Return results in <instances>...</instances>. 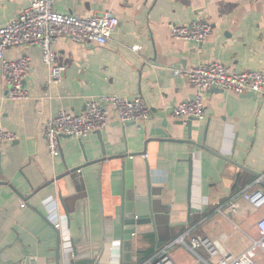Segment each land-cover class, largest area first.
Listing matches in <instances>:
<instances>
[{
    "label": "crops",
    "instance_id": "obj_1",
    "mask_svg": "<svg viewBox=\"0 0 264 264\" xmlns=\"http://www.w3.org/2000/svg\"><path fill=\"white\" fill-rule=\"evenodd\" d=\"M32 2L0 0V28ZM56 9L81 17L111 12L120 25L106 45H79L61 38L56 65L66 71L59 84H48L38 48L7 51L11 61L27 54L33 66L25 83L29 100L2 101L8 88L0 78V126L19 137L0 148V264H56L57 234L44 203L49 198L56 202L67 229L71 223V236L81 241L82 213L88 205L86 194L74 185L73 178L78 176L88 181L91 240H100L95 182L100 165L93 163L103 158L100 132L94 131L83 140L63 137L62 154L53 158L42 128L61 111L83 114L87 102L102 95L142 97L153 115L138 125L123 124L111 113L106 130L101 131L110 160L102 174L107 250L101 264H143L181 238L187 246L173 245L176 264H212L206 249L193 252L189 248L197 236L220 242L234 256L243 254L260 237L257 222L264 217V207L253 210L240 199L239 214L227 218L216 213L215 206L252 185L259 177L255 173L264 174V101L249 94L207 92L206 118L192 121L190 139L188 123L173 119L171 110L193 99L196 89L174 70L220 61L236 71L264 74V0H57ZM193 20H206L213 26L201 53L195 43L174 40L170 34L169 24ZM136 46L141 47L140 52H135ZM190 140L209 149L198 148ZM119 156L135 158L134 174L141 194L147 190L142 174L148 161L153 199L161 217L155 233L134 236L129 258L126 253L123 256L119 241ZM78 169L82 174L75 173ZM256 261L264 264V255L259 254Z\"/></svg>",
    "mask_w": 264,
    "mask_h": 264
},
{
    "label": "built area",
    "instance_id": "obj_2",
    "mask_svg": "<svg viewBox=\"0 0 264 264\" xmlns=\"http://www.w3.org/2000/svg\"><path fill=\"white\" fill-rule=\"evenodd\" d=\"M56 3L57 0H33L17 18L0 28V78L8 88V95L2 101L16 102L30 99L25 83L32 70V60L27 54H23L19 59L11 61L6 57L9 49L38 48L42 64L47 69L48 84H59L66 71V68L56 65V47L61 38L67 37L79 45L89 43L106 45L120 25L119 19L111 12L81 17L59 12ZM169 29L174 40L195 43L199 47V53L202 45L213 34L212 23L206 20H193L183 25L171 23ZM134 50L140 52L141 47L136 46ZM174 74L187 79L196 89V96L193 99L181 102L171 110L172 118L184 124L192 119L206 118L204 96L211 90L236 95L253 93L264 101V74L260 71H236L220 61H213L185 70L175 69ZM86 105L83 114L61 111L43 124L42 134L48 152L53 158L62 154L63 137L83 140L94 131H103L108 126L111 113H115L123 124L138 125L149 121L153 115L151 108L142 97L127 99L117 95H102L91 98ZM18 139L16 133L0 126V148L3 144L14 143ZM240 199L253 210L264 207V174L227 203L215 206V212L227 218L239 214ZM44 203L48 207V220L60 233L65 264H70L72 236L69 228L67 229V221L64 223L53 198H49ZM257 228L260 233L259 239L240 256L232 255L220 242L201 236L191 239L190 249L193 252L199 248L206 249L212 261L214 260L212 264H259L256 261L258 255H264V217L257 222ZM175 244L186 246L184 239L181 238L161 249L143 264H176L172 257V248Z\"/></svg>",
    "mask_w": 264,
    "mask_h": 264
},
{
    "label": "water",
    "instance_id": "obj_3",
    "mask_svg": "<svg viewBox=\"0 0 264 264\" xmlns=\"http://www.w3.org/2000/svg\"><path fill=\"white\" fill-rule=\"evenodd\" d=\"M153 1V0H150ZM256 98L255 94H249ZM188 122V132L189 138H192V121ZM101 134V131H99ZM99 134V141L101 145V152L103 154L102 159H98L94 164H99L100 168L98 171V176L95 180L97 183V194H98V203H99V215H100V228L101 235L99 241L91 240V229H90V198H89V188L88 181L84 177L82 180L78 177H74V185L78 187L79 192H83L86 194L85 203L86 206L82 215L85 217V223H83L82 231H81V241L74 240L72 237V255L70 260V264H101L102 260L106 254L107 250V240H106V231H105V214H104V203H103V185H102V174L105 168L106 162H110L108 157L106 156L105 144L102 137ZM207 130L204 134V143L206 142ZM190 143L196 145L198 148L208 150L209 148L205 146V144H198L190 140ZM213 153L228 162L235 164L236 166L247 169L241 164L233 162L230 158H227L217 151L213 150ZM118 160H122L121 162V172H122V191L120 195V246L123 252L126 253L127 258L130 257V243L134 239L135 235H145L148 233H155V229L159 225L161 221V217L159 215V207L156 201L153 199L152 193V179H151V167L148 161H145V169L142 174L145 177L147 190L145 194H141L140 192V184L139 180L135 177V167H134V157L130 156H119ZM190 163V180H189V189L192 185V159L189 160ZM107 168V167H106ZM80 171V172H78ZM111 170L109 169V175L112 176ZM75 173L79 175L82 174V171L78 169ZM254 173V172H253ZM257 176H261V174L255 173ZM110 177V183H111ZM63 208L64 205L62 204ZM66 211V209H65ZM115 211L117 212V208L115 207ZM67 213V211H66ZM69 221L71 222V217L69 213L66 214ZM117 216V213H116ZM115 216V217H116ZM83 217V218H84ZM71 230V223L69 226ZM57 234V246L55 249L56 253V264H61L65 261V254L61 247V236L59 231L56 230ZM82 243L79 245V243ZM70 255V254H69ZM79 259V260H78Z\"/></svg>",
    "mask_w": 264,
    "mask_h": 264
},
{
    "label": "bare ground",
    "instance_id": "obj_4",
    "mask_svg": "<svg viewBox=\"0 0 264 264\" xmlns=\"http://www.w3.org/2000/svg\"><path fill=\"white\" fill-rule=\"evenodd\" d=\"M171 34V33H170ZM109 124V123H108ZM106 130V129H105ZM23 205V204H22ZM23 207V206H22ZM177 245V244H176ZM180 245V244H179ZM186 246H187V244H186ZM189 248H190V246H189ZM154 257V256H153ZM150 260V259H149ZM145 263V262H144Z\"/></svg>",
    "mask_w": 264,
    "mask_h": 264
}]
</instances>
